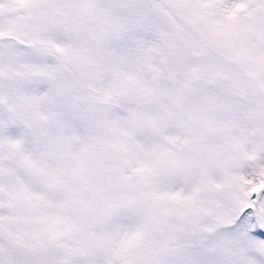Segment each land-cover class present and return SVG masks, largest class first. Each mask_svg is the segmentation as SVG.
<instances>
[{
    "label": "snow or ice",
    "instance_id": "1",
    "mask_svg": "<svg viewBox=\"0 0 264 264\" xmlns=\"http://www.w3.org/2000/svg\"><path fill=\"white\" fill-rule=\"evenodd\" d=\"M0 264H264V0H0Z\"/></svg>",
    "mask_w": 264,
    "mask_h": 264
}]
</instances>
